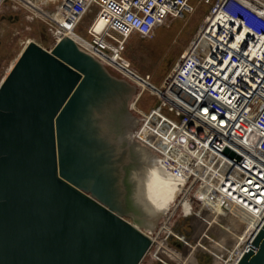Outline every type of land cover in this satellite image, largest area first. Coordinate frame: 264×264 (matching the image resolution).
I'll list each match as a JSON object with an SVG mask.
<instances>
[{
  "label": "water",
  "instance_id": "95a60500",
  "mask_svg": "<svg viewBox=\"0 0 264 264\" xmlns=\"http://www.w3.org/2000/svg\"><path fill=\"white\" fill-rule=\"evenodd\" d=\"M131 87L70 37L25 45L0 83V264L140 262L151 239L111 210L122 157L97 106ZM235 264H264V222Z\"/></svg>",
  "mask_w": 264,
  "mask_h": 264
},
{
  "label": "built area",
  "instance_id": "2783aa9c",
  "mask_svg": "<svg viewBox=\"0 0 264 264\" xmlns=\"http://www.w3.org/2000/svg\"><path fill=\"white\" fill-rule=\"evenodd\" d=\"M203 2L209 8L199 26L154 86L149 75L129 71L125 41L132 34L151 37L168 18L191 13L190 0H84L80 14L96 8L88 37H70L103 66H125L173 108L175 121L154 110L138 113L143 124L136 130L132 123L127 137L149 148L157 165L181 167L186 201L212 224L226 222L238 232L235 264L264 222V0Z\"/></svg>",
  "mask_w": 264,
  "mask_h": 264
},
{
  "label": "rangeland",
  "instance_id": "374dc122",
  "mask_svg": "<svg viewBox=\"0 0 264 264\" xmlns=\"http://www.w3.org/2000/svg\"><path fill=\"white\" fill-rule=\"evenodd\" d=\"M190 1L194 6L191 13L183 18H168L157 27L153 36L141 37L138 34H132L126 39L122 56L129 63V71L138 78L149 75L151 85L159 84L170 71L181 51L187 46L209 8L203 0ZM83 2L84 0H58L56 2L0 0V83L8 73L7 70L12 60H15L29 41L50 51L63 36L73 38V35H76L87 39V29L92 22L96 8L90 5L80 14ZM101 65L103 66L102 63ZM103 67L112 77L132 86L123 99V110L127 116L129 115V119L124 124L122 136H119L121 147L114 145L112 139L110 141L113 150L117 151L115 156L122 157V160L118 161L119 167L117 166L121 171L127 168L132 161L131 157L134 156V164L129 167L128 172L131 177L151 159V163L156 165V160L149 148L127 137L132 123L138 125L136 130H139L143 124L142 121H136L138 113L154 110L171 121L176 120V113L146 84L137 77L127 74V70L123 72L109 66ZM116 99L113 103L112 101L111 103L101 102L97 106L104 107L105 112L109 113L111 107L119 101L117 97ZM108 137L110 139L109 135ZM134 180L131 183L130 199L135 216L127 213L128 208L126 207L123 212L111 209L114 214L130 224H138L150 218L149 214L140 209L132 199L136 188ZM156 193H153V196L151 194L150 197L154 198ZM179 198L167 218L163 219L161 215L154 219L156 233L152 236L151 244L138 264H230L233 245L239 236L238 232L235 235L226 222H213L212 224L203 210L186 201L183 196ZM151 208L152 206L149 210Z\"/></svg>",
  "mask_w": 264,
  "mask_h": 264
},
{
  "label": "bare ground",
  "instance_id": "6f19581e",
  "mask_svg": "<svg viewBox=\"0 0 264 264\" xmlns=\"http://www.w3.org/2000/svg\"><path fill=\"white\" fill-rule=\"evenodd\" d=\"M45 1L56 2L58 0H45ZM99 28H100V25L97 24L96 29H99ZM75 44L80 50L92 56V54L85 48L83 44H79L77 41L75 42ZM18 56L15 58V60H12L13 62L8 67L7 72H9L10 68L12 67V65L18 58ZM114 59L117 60V58H114ZM111 62L115 63V61H112V60ZM116 65L118 68H120L121 71L126 72L125 66H121L119 64H116ZM160 129L162 128L160 127ZM160 139L161 140L165 139L168 141V138L162 134H160ZM146 153L148 155V152ZM147 155L146 157L149 158ZM144 157L145 155L143 156V158ZM151 160L149 161L150 163L148 162V164L145 161L146 163H144L145 165L143 164L142 168H140V171L134 172V176L130 177L131 180L135 179L134 182L136 185V188L132 195V199L134 203L144 212L149 214L148 217L150 216V218L144 222H140L138 224L136 223H133V224L131 223V224L138 231H140L141 233H143L150 239L156 233L154 219L161 215H162L161 218L163 219L165 217L166 218L168 217V215L175 208L174 206H176L175 204L177 203L178 199H180L179 197H182L180 195L182 194L183 189L185 187L183 186V183H182L183 174L185 171L181 167H179L178 170L169 169V168L165 169L163 168V166L157 165V163L156 165L152 164ZM157 188H160V189L157 191L156 190ZM153 193H156L155 194L156 196L154 198L150 197L151 194L152 196L154 195ZM150 206H152L151 210H149ZM255 231L253 232L251 238L254 236Z\"/></svg>",
  "mask_w": 264,
  "mask_h": 264
},
{
  "label": "flooded vegetation",
  "instance_id": "af4514ba",
  "mask_svg": "<svg viewBox=\"0 0 264 264\" xmlns=\"http://www.w3.org/2000/svg\"><path fill=\"white\" fill-rule=\"evenodd\" d=\"M124 97L122 96L118 98L119 101H117L114 106L111 107L110 112L107 115V118L105 119V124L106 127L108 128V132H110L111 135H113L114 140L116 141L117 145L119 147V136L121 137L124 129V124L126 121L129 119V115L127 116L126 113H124ZM117 100V99H116ZM121 100V101H120ZM119 138V139H118ZM121 141V140H120ZM123 149V148H122ZM133 157H131L132 161L131 163L123 170L122 175H121V186H123V193H122V198L125 201V207L128 208V211H133L134 212V207L131 205V199H130V191H131V183L132 180L129 177V167H132L134 164Z\"/></svg>",
  "mask_w": 264,
  "mask_h": 264
},
{
  "label": "snow or ice",
  "instance_id": "6c2138e0",
  "mask_svg": "<svg viewBox=\"0 0 264 264\" xmlns=\"http://www.w3.org/2000/svg\"><path fill=\"white\" fill-rule=\"evenodd\" d=\"M205 114H208V109H204ZM217 117L215 115L212 116V119L215 120ZM248 183H251V181H248Z\"/></svg>",
  "mask_w": 264,
  "mask_h": 264
}]
</instances>
